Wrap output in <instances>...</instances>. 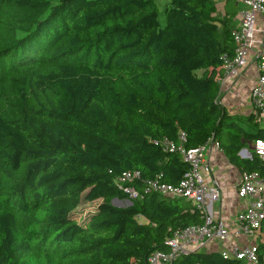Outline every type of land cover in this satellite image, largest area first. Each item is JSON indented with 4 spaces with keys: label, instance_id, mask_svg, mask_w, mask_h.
I'll return each instance as SVG.
<instances>
[{
    "label": "trees",
    "instance_id": "16d2710c",
    "mask_svg": "<svg viewBox=\"0 0 264 264\" xmlns=\"http://www.w3.org/2000/svg\"><path fill=\"white\" fill-rule=\"evenodd\" d=\"M225 7L0 0V264H150L167 237L203 221L191 201L156 192L112 202L129 199L116 183L125 171L140 172V190L189 172L165 137L217 142L241 171L264 176L257 156L239 154L264 127L221 99L240 10L238 0ZM177 263L244 264L203 250Z\"/></svg>",
    "mask_w": 264,
    "mask_h": 264
},
{
    "label": "built area",
    "instance_id": "2783aa9c",
    "mask_svg": "<svg viewBox=\"0 0 264 264\" xmlns=\"http://www.w3.org/2000/svg\"><path fill=\"white\" fill-rule=\"evenodd\" d=\"M239 23L233 30L235 41L234 54L225 56L224 77L221 87L227 78H235L242 67L250 60L251 47L255 37L257 15L264 14V0H238ZM259 76L250 92L253 102V113L257 119L264 118V51L256 53L253 61ZM181 142L186 140L185 133L180 134ZM165 150L178 152L190 164V170L178 184L161 181V176L147 182L140 190L131 182L139 179V171L121 173L116 183L129 197L139 199L143 194L159 193L164 197L184 198L191 201L200 211L203 221L176 231L165 240V249L156 250L149 257L150 264H178L177 261L193 251L211 249L214 243L216 251L225 258H234L244 264L264 263V176L259 171H242L237 185V194L242 207L228 225L221 215L208 206L209 197L213 203L221 201L220 181L212 177V185H207L205 174L211 175L210 159L207 151L211 143L222 150L217 142L209 141L195 148H186L182 143L165 137L159 141ZM223 151V150H222ZM240 156L253 159L257 156L264 163V139L259 138L243 147ZM240 240H245L243 244Z\"/></svg>",
    "mask_w": 264,
    "mask_h": 264
},
{
    "label": "crops",
    "instance_id": "0c3cea01",
    "mask_svg": "<svg viewBox=\"0 0 264 264\" xmlns=\"http://www.w3.org/2000/svg\"><path fill=\"white\" fill-rule=\"evenodd\" d=\"M218 6V10L221 13L226 11V0H215ZM240 9V6H239ZM239 23V13L235 18V27ZM264 51V14L257 15L256 31L254 41L251 47V56L248 64L242 67L239 71V75L235 78H227L224 85L221 87V99L227 106L228 110L237 114L243 119L253 113V102L250 98V92L258 80V70L253 62L256 59V53ZM264 122L263 119H254L250 126H258ZM260 127H264L260 126ZM247 146V145H246ZM244 146V147H246ZM212 174H205L207 185H212V177L217 178L221 184L222 197L218 203H213L208 197V206L212 208L215 215H221L222 219L228 225H232V218L242 207V201L237 194V185L241 178L242 171L230 163L225 156L224 151L218 149L215 145L209 144L207 147ZM216 204V205H215ZM264 231V226H263ZM241 243H245V240H240ZM208 249L209 251H216V246L213 243ZM207 251V250H204Z\"/></svg>",
    "mask_w": 264,
    "mask_h": 264
},
{
    "label": "water",
    "instance_id": "95a60500",
    "mask_svg": "<svg viewBox=\"0 0 264 264\" xmlns=\"http://www.w3.org/2000/svg\"><path fill=\"white\" fill-rule=\"evenodd\" d=\"M112 202L115 206H119V207L129 206L133 204V201L128 198L125 200H120L119 198H115L113 199Z\"/></svg>",
    "mask_w": 264,
    "mask_h": 264
},
{
    "label": "rangeland",
    "instance_id": "374dc122",
    "mask_svg": "<svg viewBox=\"0 0 264 264\" xmlns=\"http://www.w3.org/2000/svg\"><path fill=\"white\" fill-rule=\"evenodd\" d=\"M237 114H239V113H237ZM240 115V114H239ZM239 115H237L238 116V118H240V116ZM245 121V120H244ZM247 123V126L250 128L251 126L248 124V122H246ZM263 124H264V122H262V123H260L258 126H263ZM258 126H255V125H253V128H257ZM216 205V204H215ZM93 205H91V204H89V207H92Z\"/></svg>",
    "mask_w": 264,
    "mask_h": 264
}]
</instances>
